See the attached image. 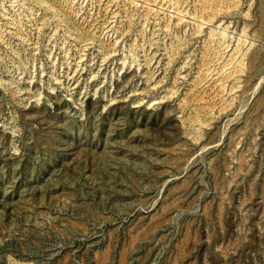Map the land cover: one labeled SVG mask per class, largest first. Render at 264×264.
I'll return each mask as SVG.
<instances>
[{"label": "rangeland", "instance_id": "obj_1", "mask_svg": "<svg viewBox=\"0 0 264 264\" xmlns=\"http://www.w3.org/2000/svg\"><path fill=\"white\" fill-rule=\"evenodd\" d=\"M0 264H264V0H0Z\"/></svg>", "mask_w": 264, "mask_h": 264}]
</instances>
